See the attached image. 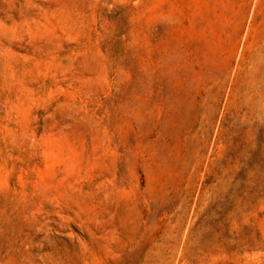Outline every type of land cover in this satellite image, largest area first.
Listing matches in <instances>:
<instances>
[{"label": "rangeland", "instance_id": "374dc122", "mask_svg": "<svg viewBox=\"0 0 264 264\" xmlns=\"http://www.w3.org/2000/svg\"><path fill=\"white\" fill-rule=\"evenodd\" d=\"M0 264H264V0H0Z\"/></svg>", "mask_w": 264, "mask_h": 264}]
</instances>
